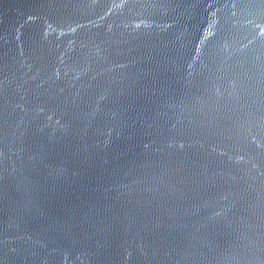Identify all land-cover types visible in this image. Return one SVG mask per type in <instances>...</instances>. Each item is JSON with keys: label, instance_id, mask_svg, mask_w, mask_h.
I'll return each instance as SVG.
<instances>
[{"label": "water", "instance_id": "water-1", "mask_svg": "<svg viewBox=\"0 0 264 264\" xmlns=\"http://www.w3.org/2000/svg\"><path fill=\"white\" fill-rule=\"evenodd\" d=\"M0 264H264V0H0Z\"/></svg>", "mask_w": 264, "mask_h": 264}]
</instances>
